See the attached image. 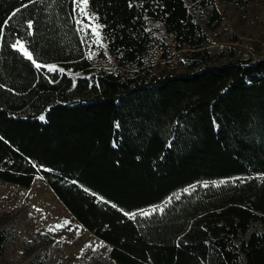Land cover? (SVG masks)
<instances>
[{
	"label": "trees",
	"instance_id": "1",
	"mask_svg": "<svg viewBox=\"0 0 264 264\" xmlns=\"http://www.w3.org/2000/svg\"><path fill=\"white\" fill-rule=\"evenodd\" d=\"M241 1L88 0L100 47L74 0H0V180L41 176L117 264H264V57L195 16Z\"/></svg>",
	"mask_w": 264,
	"mask_h": 264
},
{
	"label": "rangeland",
	"instance_id": "2",
	"mask_svg": "<svg viewBox=\"0 0 264 264\" xmlns=\"http://www.w3.org/2000/svg\"><path fill=\"white\" fill-rule=\"evenodd\" d=\"M216 10V25L210 10H195L211 52L234 47L236 56L264 57V0L216 2ZM150 28L171 44L161 23L150 22ZM51 190L41 176L28 187L0 180V264H117L109 256L110 246L75 219ZM64 221L69 223L55 228Z\"/></svg>",
	"mask_w": 264,
	"mask_h": 264
},
{
	"label": "snow or ice",
	"instance_id": "3",
	"mask_svg": "<svg viewBox=\"0 0 264 264\" xmlns=\"http://www.w3.org/2000/svg\"><path fill=\"white\" fill-rule=\"evenodd\" d=\"M75 4H76V9H74V11H77L78 15L81 17V18H84V17H87L88 20H89V23L87 25H85L83 23V19H81L80 21H77L78 23L81 24V31L82 32H86L87 29H91V37H92V41L93 43L97 44L98 46L100 47H103L102 43H101V40H100V28L102 26H99V25H96L95 23H93L97 17L95 16H88V9H87V5H88V0H74ZM17 12L19 11V9L16 10ZM15 12L13 13V16H15ZM11 19V17L9 18ZM8 21H5V23H7ZM27 27L29 29L32 28V23L31 21L28 22V25ZM3 36V28L2 26H0V37ZM12 47L14 49H16L19 53H21L24 57H26L28 60L32 61V63L34 64V66L39 69L41 68L42 66L37 63L34 59H33V55L31 52L28 51L25 43L22 42L21 39H17L15 41V43L12 44ZM89 58H91V53H89ZM49 70L50 71H56V67L54 65L52 66H48ZM223 183V182H222ZM143 215H147L148 213H142ZM69 222L68 221H64L63 224H59V225H56L55 228H61V227H64L68 224ZM50 230H55V229H50Z\"/></svg>",
	"mask_w": 264,
	"mask_h": 264
}]
</instances>
